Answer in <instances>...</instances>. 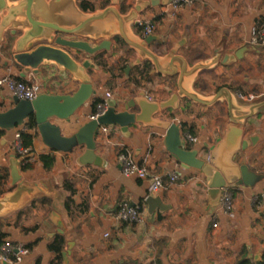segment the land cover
<instances>
[{"label":"crops","instance_id":"1","mask_svg":"<svg viewBox=\"0 0 264 264\" xmlns=\"http://www.w3.org/2000/svg\"><path fill=\"white\" fill-rule=\"evenodd\" d=\"M132 1L124 0L123 12ZM143 16L155 25L153 35L160 41L150 48L159 54L180 45L178 53L192 63L210 57L216 49L234 53L244 48L241 60L202 73L205 82L200 86L201 92L210 93L213 87L225 86L241 95L264 93V47L252 43V30L264 26V0H190L177 10L169 5L150 8ZM103 56L107 72L101 67L89 72L95 97L77 111L76 120L72 119L69 125L58 123L65 136L74 134L89 121L94 99L103 100L106 92L115 99L125 98L135 87L127 81L142 65L131 67L128 75L124 73V68L135 59L133 52L119 41L116 47L113 44L110 54L103 53ZM119 65L123 66L122 72L118 70ZM19 73L15 65L0 67V78L11 76L36 82L48 94L68 93L74 89L70 84L61 90L63 82L52 67L41 68L39 79L31 74L20 78ZM163 84L152 71L150 82L136 89L146 90L153 99L155 91ZM11 96L9 91L0 88V106L10 108ZM177 121L187 147L197 150L202 159L209 148L223 138L228 125L225 105L212 109L192 106L190 112ZM245 125L246 137L257 136L258 141L242 152L237 162L246 164L261 179L253 187L225 191L232 199L231 215L221 207L223 194L216 202L209 197L201 173L183 170L170 158L163 147L161 131L131 126L128 138L121 136L117 128L109 129L107 136L98 134L96 154L105 161L102 168L78 166L76 159L83 149L71 154L53 152L35 134L31 162L28 169L22 170L23 178L27 181L51 179L55 191H62L61 185L65 182L71 184L74 194L67 191L65 194L66 200L71 197L70 213L58 207L62 233H57L59 226L50 220L52 201L36 200L30 207L0 219L1 241L9 240L28 249L17 264H50L54 254L49 245L60 238L65 242L61 253L69 251L68 264H148L154 263L156 258L161 264H234L242 250L248 256L258 255L264 250V110L247 119ZM185 129H190L189 134L198 139L196 143L186 141ZM16 132H6L0 137V163L4 157L7 161L8 154L13 152ZM120 150H126L146 168V178L125 177L121 173L117 159ZM44 154L54 156L50 170H45L38 161ZM169 173L178 175L176 183H168ZM155 176L163 177L164 188L152 194L149 187ZM9 190L6 184L0 195ZM147 196H159L169 210L148 214L144 202ZM140 202L145 207L142 224L117 221L116 213L121 205ZM214 222L218 225L215 229L212 228Z\"/></svg>","mask_w":264,"mask_h":264},{"label":"water","instance_id":"2","mask_svg":"<svg viewBox=\"0 0 264 264\" xmlns=\"http://www.w3.org/2000/svg\"><path fill=\"white\" fill-rule=\"evenodd\" d=\"M106 1V6L86 12L79 7L78 0H0V67L15 65L20 78L31 74L38 79L41 68L52 67L63 82L61 90L74 85L68 93L43 92L32 101L11 96V107L0 111V131H14L33 116L36 134L46 148L64 154L83 149L76 164L102 168L105 161L96 154L100 127L117 128L125 138L130 137L131 126L158 130L163 132V147L170 158L181 169L203 175L210 198L215 200L228 189L253 187L261 177L237 160L258 141L257 136L246 137L245 123L264 110V93L245 102L229 87L215 89L213 82L212 92L199 90L205 82L203 72L241 60L244 48L234 53L216 49L210 57L192 63L178 53L180 45L164 54L156 53L150 46L160 38L150 35L143 39L134 26L137 20H144L146 10L169 5L171 0H133L125 12L124 0ZM117 40L135 54V59L124 68L126 75L131 67L147 63L164 84L155 91L153 99L146 90L135 87L125 98L106 99L101 116L87 121L74 134L63 135L58 123L69 125L72 119L76 120L77 111L95 97L89 72L99 69L95 58L110 54L113 44L118 45ZM217 105H225L228 125L223 138L209 148V160L205 161L197 150L187 147L177 118L189 113L192 106L212 109ZM22 166L14 151L8 154L2 169L7 171V186L11 190L0 195V219L30 207L36 200L48 199L53 208L50 220L59 226L57 233L61 234L57 211L58 207L65 208L66 190L61 185L64 193L55 191L51 179L25 180ZM144 202L148 214L169 210L159 196H147ZM68 254V250L61 253L63 264H68Z\"/></svg>","mask_w":264,"mask_h":264},{"label":"built area","instance_id":"3","mask_svg":"<svg viewBox=\"0 0 264 264\" xmlns=\"http://www.w3.org/2000/svg\"><path fill=\"white\" fill-rule=\"evenodd\" d=\"M190 0H171L169 6L173 10H177L183 4L188 3ZM136 29L139 32L141 38L145 39L146 37L153 35L155 31V25L153 22L148 20H137L135 24ZM252 43L258 44L261 47H264V26H257L252 30ZM0 88H4L10 92L12 96H15L19 100L32 101L39 94L43 93V90L40 84L36 82H27L18 80L11 76H5L0 78ZM239 97L245 101L250 102L256 99L258 96L255 95H241ZM112 98L111 94L106 92L104 94L102 102L96 105L95 112L89 116V120H96L101 116L106 108L105 100ZM18 132L14 134L13 141V151L19 155V158L22 160L23 164H29L31 162L30 156H28L29 149H24L21 146L20 142V132L25 130V127L16 129ZM20 130V131H19ZM109 128L100 127L99 134L107 136ZM185 139L189 143H196L198 139L190 134L185 135ZM28 157V158H27ZM117 159L120 162L121 173L125 177L135 176L139 179H144L147 177L146 168L139 165L132 156L125 150L117 153ZM205 161L209 160V153L204 158ZM6 164V158L4 157L0 163V170ZM167 179L169 184L176 183L178 180V175L175 173L167 174ZM164 188V182L162 176H155L149 187V192L152 194L157 193L160 189ZM221 207L224 212L231 215L233 205L231 196L228 193H223L221 201ZM145 213V207L143 204H134L130 206L129 204H123L120 206L119 210L116 213V219L120 223H129L134 225H139L143 223V215ZM217 223H212V228H217ZM107 236V234H105ZM28 249L20 244H14L9 240H2L0 243V262L6 264H17L22 261V259L27 255Z\"/></svg>","mask_w":264,"mask_h":264},{"label":"trees","instance_id":"4","mask_svg":"<svg viewBox=\"0 0 264 264\" xmlns=\"http://www.w3.org/2000/svg\"><path fill=\"white\" fill-rule=\"evenodd\" d=\"M91 4H92L91 0H78L79 7L83 11H86V12L93 10ZM102 7H104V6H102ZM102 56H103V54L98 55L95 58V63L99 67L103 68L104 71L107 72V70H105V68H106V65L104 62L105 60L102 58ZM118 70H119V72H122L123 66L119 65ZM108 71L111 72L109 69H108ZM151 73H152L151 66L149 64L145 63L140 68L136 69V75L134 77L129 78L127 82L133 84L135 86V88H143L144 84H147L150 82ZM101 102L102 101L100 99H97V98L94 99V102L92 103V106H93V112L92 113L95 112L96 105L101 103ZM24 127H25V130L23 132H20V138L19 139L21 142V146L24 149H29L28 156H30V153L32 152L31 149H32V143H33L34 135L36 134V124H35L33 116L29 117L26 120ZM20 128L21 127L17 128V129H20ZM184 132L189 134L190 129H185ZM3 135H4V132L0 131V137ZM120 151H125V150H120ZM16 156L19 158L18 154H16ZM38 161L40 162L41 166L45 170H50L54 164L55 159H54L53 155H49V154L45 155L44 154L38 158ZM28 168H29L28 163L23 164L22 170H26ZM7 178H8L7 171L5 169H1L0 170V194L2 193V189L4 188V186L7 184V180H8ZM63 188L67 192H69L70 195L74 194V190L72 188V185L69 184L68 182H65L63 184ZM258 199H261V198L259 197ZM70 202H71V197H69L65 201V209L68 213H70V207H69ZM139 204H143V202H140ZM78 208L79 207H77V209ZM73 209L76 210V205H75V207H73ZM125 224H129V223H125ZM1 238H2V234H0V243L2 242ZM64 245H65V242L61 238L58 240H55L52 244L49 245V250L54 254V259L50 264H61L62 258H61L60 253H61L62 249L64 248ZM258 255L260 256V258L255 260V258H254L255 255L248 256V253L245 250H242L241 253L239 254L238 258L235 260L234 264H264V250H262ZM148 264H161V262L158 258H156V261L154 263L151 262Z\"/></svg>","mask_w":264,"mask_h":264},{"label":"rangeland","instance_id":"5","mask_svg":"<svg viewBox=\"0 0 264 264\" xmlns=\"http://www.w3.org/2000/svg\"><path fill=\"white\" fill-rule=\"evenodd\" d=\"M91 3H92L91 4L92 8H94V7H102V6H106L108 4L106 0H91ZM156 83L158 84V82H156ZM6 107L7 106L1 105L0 106V111L6 110ZM219 199H220V197H216L215 201H218Z\"/></svg>","mask_w":264,"mask_h":264}]
</instances>
